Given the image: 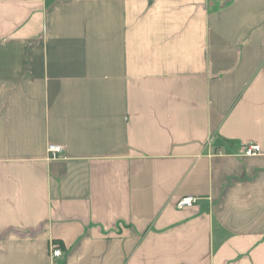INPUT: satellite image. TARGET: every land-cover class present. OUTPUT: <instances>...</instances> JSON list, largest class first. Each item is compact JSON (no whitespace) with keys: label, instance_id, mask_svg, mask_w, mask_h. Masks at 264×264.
<instances>
[{"label":"crops","instance_id":"1","mask_svg":"<svg viewBox=\"0 0 264 264\" xmlns=\"http://www.w3.org/2000/svg\"><path fill=\"white\" fill-rule=\"evenodd\" d=\"M0 264H264V0H0Z\"/></svg>","mask_w":264,"mask_h":264},{"label":"built area","instance_id":"2","mask_svg":"<svg viewBox=\"0 0 264 264\" xmlns=\"http://www.w3.org/2000/svg\"><path fill=\"white\" fill-rule=\"evenodd\" d=\"M244 155L246 156H256L260 154V146L258 144L252 143L244 146L242 148ZM63 147L59 145H50L48 147V154L51 158L56 159L63 154ZM199 199L196 197H184L177 203L178 209H185L187 207H193L198 203ZM50 254L52 258H59L63 256L62 246L59 243L51 242L50 244Z\"/></svg>","mask_w":264,"mask_h":264}]
</instances>
